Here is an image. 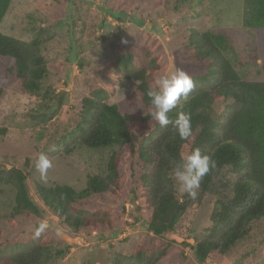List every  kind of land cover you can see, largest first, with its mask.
Wrapping results in <instances>:
<instances>
[{
	"label": "rangeland",
	"instance_id": "obj_1",
	"mask_svg": "<svg viewBox=\"0 0 264 264\" xmlns=\"http://www.w3.org/2000/svg\"><path fill=\"white\" fill-rule=\"evenodd\" d=\"M258 0H12L0 32L23 41L40 40L47 74L37 94L23 91L22 82L11 73L0 79V246L6 253L14 246L42 238L53 253H65L52 264H114L117 255L132 256L152 241L183 243L188 259L195 261L191 246L208 237L207 222L214 209L234 195L238 182L230 168L220 171L199 208L184 219L188 240L170 235L158 239L148 229L143 172L138 149L159 122L150 120L132 126V156L135 165L133 193L123 200L101 195L89 203L112 217L109 227L96 232L72 234L59 217L40 200L38 186L52 189L70 186L85 189L91 175H105L112 148L89 149L74 145L64 153L58 142L81 121L82 100L98 89L108 91L107 102L122 115L136 119L146 114L137 82L114 69L117 57L145 48L159 56L162 71L157 79L177 69L201 75L209 61L198 59L191 44V31L200 34L225 31L224 50L242 79L264 81L254 38V13ZM215 115H219L218 113ZM40 116L47 122H36ZM40 153L52 166L44 177L35 164ZM21 170L32 199L41 207L40 218L11 217L15 189L2 182L9 171ZM194 208V206H192ZM41 221L48 228L36 236ZM182 229V228H181ZM198 264V263H197ZM205 264H264V218L250 226V234L226 255H212Z\"/></svg>",
	"mask_w": 264,
	"mask_h": 264
},
{
	"label": "trees",
	"instance_id": "obj_2",
	"mask_svg": "<svg viewBox=\"0 0 264 264\" xmlns=\"http://www.w3.org/2000/svg\"><path fill=\"white\" fill-rule=\"evenodd\" d=\"M11 2L0 0V25ZM256 6L253 33L258 62L264 68V0H258ZM190 38L197 58L209 61L205 73L188 74L194 88L186 100L181 98L183 111L191 116L192 135L183 141L174 133L172 123L163 127L158 124L137 153L143 163L140 180L148 211V229L158 239L176 235L188 240L191 233L184 232V219L201 206L220 171L230 168L236 173L238 182L234 185L233 198L212 211L207 222L208 237L190 247L195 261L205 264L214 254L226 256L249 236L250 226L264 218V81L242 79L225 57L224 50L229 42L227 32L211 30L200 34L191 31ZM114 69L127 80L137 82L136 90L141 96L145 116L126 117L116 105L107 102L108 91H93L82 100L80 123L58 142V147L64 148L67 155L72 154L74 145L79 143L94 150L115 148L107 173L91 175L80 192L66 185L52 189L37 187L44 206L52 210L72 234L82 230L92 233L112 224L110 213L92 207L89 203L92 199L105 195L123 200L134 190L132 156L135 147L131 144V128L151 120L147 91L155 90L162 66L159 56L145 48L117 57ZM47 70L38 38L23 41L0 32V79L14 73L21 80L25 93L37 94ZM2 97L0 87V102ZM176 111L169 113L170 121L176 119ZM48 120L40 116L36 122ZM195 148L214 159L217 167L203 178L198 198L192 200L186 193L178 192L172 170L182 154L187 155ZM1 180L16 192L11 217L37 219L42 216L43 211L30 196L26 176L21 170L13 169ZM189 246L186 241H151L147 248H138L132 256L117 255L113 262L194 264L185 254ZM62 257H65L64 252L54 254L42 238L16 245L6 253L0 246V264H52L55 258Z\"/></svg>",
	"mask_w": 264,
	"mask_h": 264
},
{
	"label": "clouds",
	"instance_id": "obj_3",
	"mask_svg": "<svg viewBox=\"0 0 264 264\" xmlns=\"http://www.w3.org/2000/svg\"><path fill=\"white\" fill-rule=\"evenodd\" d=\"M155 84V90L147 91L150 100L151 120L159 122L162 127L172 123L174 133L183 141L189 140L192 135L191 116L183 111L181 98L186 100L194 88L192 78L183 70L177 69L170 75L156 79ZM173 110H177L176 119L170 121L169 113ZM51 166L48 156L40 153L35 167L42 177L46 175ZM216 167V161L202 153L199 148L193 149L187 155L182 154L172 170L178 192L186 193L192 200H196L203 178ZM47 228V221H41L36 228V236L41 235Z\"/></svg>",
	"mask_w": 264,
	"mask_h": 264
}]
</instances>
